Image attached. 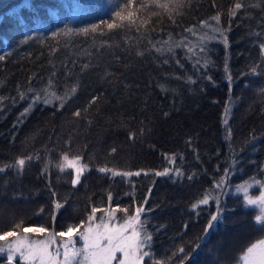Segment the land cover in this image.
I'll return each instance as SVG.
<instances>
[{
  "label": "trees",
  "instance_id": "16d2710c",
  "mask_svg": "<svg viewBox=\"0 0 264 264\" xmlns=\"http://www.w3.org/2000/svg\"><path fill=\"white\" fill-rule=\"evenodd\" d=\"M141 2L149 5L141 17L159 13L147 28L54 37L108 20L119 0H0V167L39 156L22 172H0V231L23 221V227L60 232L86 220L93 206L127 208L128 215L142 206L154 253L144 264L167 259L181 246L189 254L184 264H235L264 237L256 210L234 192L264 169V0H182L175 23L150 0L134 7ZM237 2L244 7L230 16ZM217 15L219 22L212 19ZM204 21L225 30L227 44ZM205 34L216 38L201 41ZM170 37L174 50L157 52L153 45L167 49L163 42ZM50 80L57 95L77 90L62 108L59 101H40L21 116ZM65 152L88 165L76 185L72 170L57 168ZM101 167L141 175L112 176ZM165 168L172 171L154 175ZM226 169L227 186L216 190L223 192L222 216L205 235L216 205H192Z\"/></svg>",
  "mask_w": 264,
  "mask_h": 264
},
{
  "label": "snow or ice",
  "instance_id": "6c2138e0",
  "mask_svg": "<svg viewBox=\"0 0 264 264\" xmlns=\"http://www.w3.org/2000/svg\"><path fill=\"white\" fill-rule=\"evenodd\" d=\"M150 2L156 7L164 9L172 19V22L175 23L173 13L182 6V0H170V3L173 5L172 7L169 6V3H161V0H150ZM134 5H137V0H119V3L114 6L108 20L102 19L98 23L91 24L81 29L65 28L64 30L54 32L52 35L54 37L73 34H83L87 36L97 32L103 33L106 30L112 31L125 28H135L136 31H139L141 27L147 28L151 23V16L159 15V13L153 12L150 13L148 18H143L139 13L146 10L149 5L143 2L139 3L138 7H134ZM243 7L244 4L242 2H237L230 11V16H236L237 11ZM212 19L219 22L220 16L217 15L212 17ZM203 24L210 27L213 33H220L224 43L227 44V37L224 35L225 30L221 29L219 26L211 27L208 25L207 21H204ZM187 31L193 32V29L190 28L187 29ZM215 38V36L205 34L200 37V40L210 41ZM163 43L169 45L167 49L153 45L157 52H172L174 50L171 37L169 41ZM175 46L181 47L184 45L177 44ZM259 47L264 50V44L259 45ZM188 50L193 51L191 48ZM200 50L204 51V48L201 47ZM139 54L143 55V53ZM4 58V56H0V60ZM177 63H179V61H177ZM208 63H210V61L206 60L204 66L207 67ZM84 67L86 68L87 65ZM251 73L256 75V69L253 68ZM209 79L211 78L209 77ZM228 79L231 80V75L228 76ZM189 80L195 83V81H191L190 77ZM52 86V81L50 80L48 90H41V92L36 93L33 97L32 104H30L28 108H25L21 116L28 113L32 106L40 101H43L45 104H52L54 101H59L60 107L62 108L67 100L71 98V95L75 94L77 90V86H73L70 94L66 92L65 95L60 96L57 95L56 92L50 90ZM262 91H264V89H262ZM20 95L21 98H23L24 94L21 93ZM3 99V97H0V100ZM92 102H95V98ZM228 111V109H225L226 116ZM74 115L79 117L81 113L80 111H76ZM224 123L227 124V119H225ZM112 151L115 152V149H112ZM33 159H39V156L30 155L18 157L14 164L0 167V172L11 167H15L18 173L22 172L26 163L31 162ZM168 159L170 162L174 163L175 155L168 157ZM57 168L61 172L69 169L74 172V178L71 181L73 185L78 184L83 173L89 170L88 165L82 163L81 156H70L67 152L62 153L61 161L57 164ZM98 170L102 173H111L112 176L131 177L133 175H141L140 171L135 173L119 172L108 167H101ZM45 171H47V166ZM170 171H172V169L165 168L164 171H157L154 175L165 176L168 175ZM176 172L178 175L182 174L179 169H176ZM144 174L147 175L148 173L145 172ZM228 179L229 170L226 169L224 176L215 183L214 187L206 191L203 198L192 205L193 209L198 208L200 205H208L210 201H213L216 205V213L210 216L205 227V235L215 226V223L219 222L222 216L223 209L220 207V204L223 192L217 193L216 190H222L227 186ZM257 186L259 195L252 196L250 190ZM236 192L243 194V206L245 208L258 210V214L254 216V222L264 230V181L251 177L249 180L237 185ZM111 199L112 196L111 193H109V202H111ZM145 203H147L146 199ZM54 207L56 210H59L63 205L59 201H56ZM143 211L144 208L139 206L135 208L132 215H128L127 208L113 209L109 207L100 209L93 206L86 220H81L79 224L76 225L69 224L65 231L60 232L50 231L49 228L42 224L23 227V221H20L15 223L9 230L0 231V255L6 257V264H16L17 258L25 262V264H144L145 258L153 257L154 253L149 250L151 248L152 235L146 230V222L141 221V213ZM40 212H43V209H41ZM97 212L101 213L99 218L96 215ZM117 212H123L125 214L122 218V222L116 219ZM52 218L54 221L55 215H53ZM30 234H39L46 238L33 239L30 238ZM77 239L80 241L79 247L77 246ZM195 247L199 248V244ZM181 254H183V256L179 264H184V261L189 259V254L185 253L183 246L179 247L176 252H173L172 256L167 259H153L152 264H171L172 259ZM240 260L242 264H264V239L257 240L247 247L246 251L240 257Z\"/></svg>",
  "mask_w": 264,
  "mask_h": 264
},
{
  "label": "rangeland",
  "instance_id": "374dc122",
  "mask_svg": "<svg viewBox=\"0 0 264 264\" xmlns=\"http://www.w3.org/2000/svg\"><path fill=\"white\" fill-rule=\"evenodd\" d=\"M263 60H264V50H263ZM253 177H255L257 180H261V181H264V169H263V171H262V173H261V175H259V176H253ZM234 192H236V187L234 188ZM250 194L252 195V196H257V195H259V191H258V186L257 187H253L251 190H250ZM114 209V208H113ZM256 210V209H255ZM256 212H257V214H258V210H256ZM101 216V213L99 214V215H97V217L99 218ZM116 219L118 220V221H120V222H122V219H119L118 217H117V215H116ZM28 227V226H27ZM30 238H33V239H44V238H46L45 236H43V235H39V234H30ZM261 239H264V237L263 238H261ZM237 240V239H236ZM236 240H232V241H230L229 242V246L231 245V244H235L237 241ZM260 240V239H259ZM255 243V242H254ZM79 245H80V241L79 240H77V246L79 247ZM244 253V252H243ZM242 253V254H243ZM242 254H241V256H242ZM119 255V254H118ZM0 256H3V255H0ZM240 256V257H241ZM240 257H239V259H238V261L235 263V264H242V261L240 260ZM17 260L20 262V263H23V264H25V262H23L22 260H20L19 258H17Z\"/></svg>",
  "mask_w": 264,
  "mask_h": 264
},
{
  "label": "water",
  "instance_id": "95a60500",
  "mask_svg": "<svg viewBox=\"0 0 264 264\" xmlns=\"http://www.w3.org/2000/svg\"><path fill=\"white\" fill-rule=\"evenodd\" d=\"M3 262H6V261H3ZM3 262H1V263H3Z\"/></svg>",
  "mask_w": 264,
  "mask_h": 264
}]
</instances>
